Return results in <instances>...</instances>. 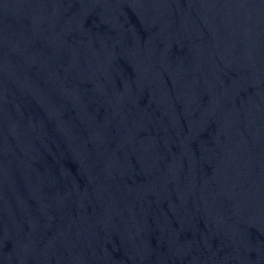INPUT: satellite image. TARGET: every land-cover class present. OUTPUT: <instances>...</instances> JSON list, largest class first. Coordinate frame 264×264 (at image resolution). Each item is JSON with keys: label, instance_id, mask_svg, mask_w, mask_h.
<instances>
[{"label": "water", "instance_id": "obj_1", "mask_svg": "<svg viewBox=\"0 0 264 264\" xmlns=\"http://www.w3.org/2000/svg\"><path fill=\"white\" fill-rule=\"evenodd\" d=\"M0 264H264V0H0Z\"/></svg>", "mask_w": 264, "mask_h": 264}]
</instances>
